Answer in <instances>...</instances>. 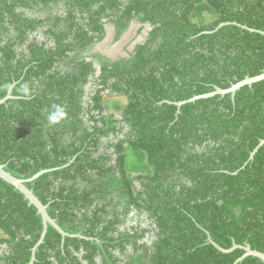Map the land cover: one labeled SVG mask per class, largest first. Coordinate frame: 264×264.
Instances as JSON below:
<instances>
[{
  "label": "trees",
  "instance_id": "1",
  "mask_svg": "<svg viewBox=\"0 0 264 264\" xmlns=\"http://www.w3.org/2000/svg\"><path fill=\"white\" fill-rule=\"evenodd\" d=\"M95 1L0 0V165L42 172L25 186L68 234L37 245L40 214L0 179V264H264L210 242L264 253V80L175 105L264 72V0H127L152 30L115 61L91 53Z\"/></svg>",
  "mask_w": 264,
  "mask_h": 264
},
{
  "label": "flooded vegetation",
  "instance_id": "2",
  "mask_svg": "<svg viewBox=\"0 0 264 264\" xmlns=\"http://www.w3.org/2000/svg\"><path fill=\"white\" fill-rule=\"evenodd\" d=\"M95 1V0H93ZM104 7V12L97 17L99 25L102 27L100 34L101 39L95 40L92 44V52L100 54L103 57L109 58L112 61H115L119 58L128 57L130 51H132L136 46L143 44L146 41L149 32L152 30L150 24H141L143 21H146V13L142 12H132L126 16V7L127 0H116L114 5H112L109 0H98ZM151 5L152 0H151ZM96 7V1L91 5ZM122 24L123 31L119 33L118 39L115 40V36L120 31L118 23ZM99 37V36H98ZM88 53H85L86 60L90 61L91 59L87 56ZM94 76L97 77L100 75V66L94 62ZM94 79L88 83L86 91L92 89L95 91L100 90L101 88L94 82ZM108 90H103L101 92L102 98H116L125 100L123 96L117 94H108ZM2 249H0V255L2 254Z\"/></svg>",
  "mask_w": 264,
  "mask_h": 264
},
{
  "label": "water",
  "instance_id": "3",
  "mask_svg": "<svg viewBox=\"0 0 264 264\" xmlns=\"http://www.w3.org/2000/svg\"><path fill=\"white\" fill-rule=\"evenodd\" d=\"M245 29L250 30L249 28L243 27ZM252 31V30H250ZM262 35H264V33L262 32ZM264 80V72L261 75L255 76V77H245L242 81H239L238 83L232 85L229 89L226 90H221L219 88H215V90L211 93H207V94H203V95H199V96H194L186 101H181L178 103H175V105L180 108L182 105L186 104V103H191L194 102L197 99L200 98H208V97H212L214 95H224L226 93H230L231 95H234V93L236 92V90H238L239 88H241L244 85H251L255 82ZM10 93L7 94V96L3 99H0V104L5 103L7 101L8 98H10ZM168 102V101H167ZM264 143V140H262L260 142V144L258 146H261ZM256 152V150L254 151ZM254 152L252 153V155L254 154ZM251 155V157H252ZM42 172H39L38 174H36L34 177H32L29 180H32L34 178H36L37 176L41 175ZM0 179H2L4 182H6L7 184L11 185L14 187V189L18 190L19 192H21L24 197L28 200V204L29 205H33L36 209L37 212L40 214L41 218H42V225H43V231L41 233V238L39 240V242L37 243V245H39L42 241L43 238L45 236V233L47 231V227L48 225L52 226L54 229H56L62 236H67L68 234L65 233L55 222V220L51 219L50 216L47 213V205H43L38 198L33 194V192L31 190H29L26 186H25V182L29 181V180H22V179H18L13 177L11 174H9L8 172H6L4 170V166L0 165ZM210 242L219 250H221L222 252H232L233 250L237 249V248H241L244 251V255L242 257H240L237 262L241 261L242 259H244L245 257L248 256H253V257H257L261 260L264 261V253H261L259 251L256 250H252L250 245H245V246H238L235 243H233L232 247L228 250L223 249L221 247H219L217 244H215L211 239ZM37 247V246H36ZM35 250V249H34ZM33 259V257H32ZM32 262V261H31Z\"/></svg>",
  "mask_w": 264,
  "mask_h": 264
},
{
  "label": "clouds",
  "instance_id": "4",
  "mask_svg": "<svg viewBox=\"0 0 264 264\" xmlns=\"http://www.w3.org/2000/svg\"><path fill=\"white\" fill-rule=\"evenodd\" d=\"M4 87L5 90H8L11 88V85H5ZM17 91L21 93L25 99H31V97L34 95V91L30 89L27 84L22 85L17 89ZM46 112V120L48 125H59L65 121L68 116L66 108L59 103L52 104L50 109H47Z\"/></svg>",
  "mask_w": 264,
  "mask_h": 264
}]
</instances>
